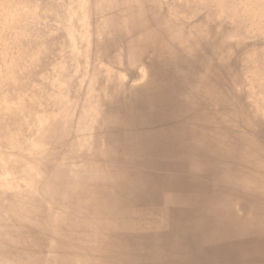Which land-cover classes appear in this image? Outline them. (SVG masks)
Listing matches in <instances>:
<instances>
[{
    "label": "bare ground",
    "instance_id": "1",
    "mask_svg": "<svg viewBox=\"0 0 264 264\" xmlns=\"http://www.w3.org/2000/svg\"><path fill=\"white\" fill-rule=\"evenodd\" d=\"M0 264H264V0H0Z\"/></svg>",
    "mask_w": 264,
    "mask_h": 264
}]
</instances>
